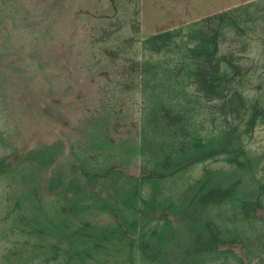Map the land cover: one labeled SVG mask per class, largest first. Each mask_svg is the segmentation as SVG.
Masks as SVG:
<instances>
[{
  "label": "rangeland",
  "instance_id": "1",
  "mask_svg": "<svg viewBox=\"0 0 264 264\" xmlns=\"http://www.w3.org/2000/svg\"><path fill=\"white\" fill-rule=\"evenodd\" d=\"M0 264H264V0H0Z\"/></svg>",
  "mask_w": 264,
  "mask_h": 264
}]
</instances>
